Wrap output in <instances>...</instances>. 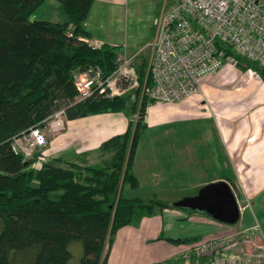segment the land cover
I'll return each instance as SVG.
<instances>
[{
  "label": "trees",
  "instance_id": "obj_1",
  "mask_svg": "<svg viewBox=\"0 0 264 264\" xmlns=\"http://www.w3.org/2000/svg\"><path fill=\"white\" fill-rule=\"evenodd\" d=\"M46 1L0 0V264H18L20 258L23 264H69L70 246L76 242L82 249L77 264H107L118 230L142 218L176 209L212 219L204 212L176 208L155 196L147 201L123 197L125 187L138 188L134 159L151 104L145 94L141 98L145 79V87L151 86L145 62L134 94L138 111L129 107L126 132L101 145L100 163L80 165L53 157L36 167L41 150L31 159L11 151L14 138L32 128H44L61 109L69 121L126 113L129 104L126 96L72 104L77 95L74 75L89 68L110 75L117 67V48L105 45L94 50L80 40L90 38L84 23L93 0H54L67 18L65 23L33 18ZM218 48L225 58H233L264 81V70L257 64L228 46L218 44Z\"/></svg>",
  "mask_w": 264,
  "mask_h": 264
},
{
  "label": "crops",
  "instance_id": "obj_2",
  "mask_svg": "<svg viewBox=\"0 0 264 264\" xmlns=\"http://www.w3.org/2000/svg\"><path fill=\"white\" fill-rule=\"evenodd\" d=\"M125 3L126 0H93L84 23L90 38L116 47L110 35L105 39L97 37L99 31L90 17L94 12L98 18L103 17L102 12L115 15ZM66 21L64 16L60 21L49 22ZM204 79L200 83L202 99L193 95L180 104L147 107V128L134 159L138 188L128 187L129 191L140 190L150 195L148 199L155 196L175 203L180 199L172 193H187L188 186L200 189L231 180L251 200V209L257 207L264 212V81L252 70H242L230 62ZM129 121L128 113L67 120L64 130L49 140L45 154L37 158L35 165L39 167L53 157L80 165L100 163L101 145L124 134ZM203 164L208 167L205 172ZM170 197L173 198L169 200ZM125 198L146 200L131 195ZM239 208L240 220L234 226L176 209H164L154 217L142 218L137 224L118 230L107 264H160L182 256L194 243L172 244L168 240L200 242L249 232L256 216L244 206Z\"/></svg>",
  "mask_w": 264,
  "mask_h": 264
},
{
  "label": "built area",
  "instance_id": "obj_3",
  "mask_svg": "<svg viewBox=\"0 0 264 264\" xmlns=\"http://www.w3.org/2000/svg\"><path fill=\"white\" fill-rule=\"evenodd\" d=\"M80 40L94 50L105 46L97 39ZM218 44L264 70V0H164L150 44L146 75L151 86L145 87V79L141 98L145 94L153 102L176 104L197 94L200 81L229 60ZM135 58L117 54L116 70L108 76L98 68L76 73L73 85L77 95L72 104L119 97L122 85H137L138 78L130 67ZM52 119L44 128H32L14 138L11 151L31 159L46 146L44 130L53 135L64 130L65 110L56 112ZM249 238L240 240L236 252L231 250L235 238L196 242L182 256L160 264H264V236L260 232ZM250 245L255 246L253 250Z\"/></svg>",
  "mask_w": 264,
  "mask_h": 264
},
{
  "label": "rangeland",
  "instance_id": "obj_4",
  "mask_svg": "<svg viewBox=\"0 0 264 264\" xmlns=\"http://www.w3.org/2000/svg\"><path fill=\"white\" fill-rule=\"evenodd\" d=\"M163 2L164 0H126L125 7L122 8L121 10H117V14L115 15L114 14L106 15L104 14V12H102L103 17L99 16L98 18L94 14L95 13L94 12L93 13L94 15L92 14V16L90 17V21L99 31V34L97 37L101 39H105L104 37H108L110 35L112 39L116 42V45H117L116 47H118L117 48L118 53L120 54L124 53L126 54L127 57L136 56V58L130 64L131 65L130 67L134 70L135 76L137 78H138V73L142 67L143 62H145V65H146L145 69L147 73L148 59L150 55V44L153 42V39L155 37L156 25H157L158 17L160 15V12L163 6ZM50 4H54L52 5L53 7H51ZM98 11L101 12L99 9ZM64 16L65 15L60 5L56 1L50 0L48 3H45L38 9V11L34 14L33 18L37 20H43V21H60V19L64 18ZM225 62H230L238 66L236 61L231 57L229 58V60H225L224 63ZM238 67L242 70H246L243 67H240V66ZM202 82H205V79L202 80L200 83ZM200 83L198 86L199 87L198 93L194 94L195 95L194 97L199 96L198 98L202 99L203 97H200L201 96L200 92H202ZM138 87H139V82H137V85L133 87L131 85H128V86L122 85L120 87L123 92V95H120V96H126L129 102L128 108L126 110V114L128 113V115L131 113L130 109L132 108V106L136 108V110L138 111L139 103L135 104L136 97L134 95ZM140 100L141 99H139V101ZM184 101L185 100L179 103H176V104H180ZM152 104H165V103H157V102L151 101L150 105ZM169 105H174V104H169ZM137 115H138V112H136V114H133L132 116L134 122L137 119ZM52 120H53L52 117L49 118L46 121L45 126ZM145 124H146V115H145ZM44 133L46 136V146H47L49 140L56 134L55 135L49 134L47 133V130L46 131L44 130ZM46 146L43 149H41L42 154L43 153L45 154ZM42 154H39L38 157L42 158L43 157ZM201 168H204V164L201 165ZM205 168H208V167L206 166ZM205 168H204V172H205ZM228 184L230 185L236 197V200L238 201V204L241 207L244 206L247 210L252 211L253 214L256 216L255 217L256 222H254L251 231L250 230L249 232L244 231V233L237 232L236 235L231 236V238L233 239L235 238V243H236V246L234 243V246L231 247V250L234 248L235 249L234 252H236L238 250L237 247H240L241 239L243 238L247 239L248 237H250L252 240L254 236L259 235L260 232L262 235H264V216H263L264 212L260 211L257 207H254V208L252 207L251 209V200L248 199L246 193H244L243 189L239 186L237 182H233L230 180ZM185 189L187 193L176 192L172 194L177 199H182L187 196L191 197L197 194L199 187L194 188V186L193 187L188 186ZM129 192H130L129 188L125 187L123 189V197H126L128 195H131L133 197L140 196L141 198H145L146 199L145 201H147L148 199L147 197H150V195L143 194L140 190L131 191L130 193ZM164 197H168V196H164ZM172 198L173 197H170L169 200H171ZM247 215L248 213H246L245 219H247ZM1 229H2V223L0 221V232H1ZM212 240H215V239H212ZM203 241H208V240H203ZM257 244H259V241L255 243V246ZM252 245H250V247L248 248L253 250L255 246L253 247ZM70 251L72 253V259L70 260L69 264H77L82 255V249H81L80 244L78 242L73 243L70 246ZM18 264H23V261L21 258L18 259Z\"/></svg>",
  "mask_w": 264,
  "mask_h": 264
},
{
  "label": "water",
  "instance_id": "obj_5",
  "mask_svg": "<svg viewBox=\"0 0 264 264\" xmlns=\"http://www.w3.org/2000/svg\"><path fill=\"white\" fill-rule=\"evenodd\" d=\"M174 206L204 212L213 220L228 226H233L240 220L236 197L229 184L223 181L203 186L195 196L182 198Z\"/></svg>",
  "mask_w": 264,
  "mask_h": 264
}]
</instances>
